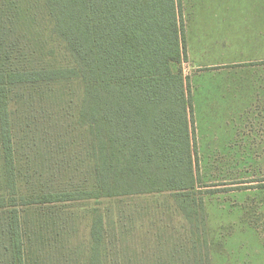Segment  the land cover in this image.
I'll return each instance as SVG.
<instances>
[{
  "label": "trees",
  "instance_id": "trees-1",
  "mask_svg": "<svg viewBox=\"0 0 264 264\" xmlns=\"http://www.w3.org/2000/svg\"><path fill=\"white\" fill-rule=\"evenodd\" d=\"M42 3L47 22L36 19L43 33L40 41L56 48L48 50L47 66L6 68L9 46L0 43V145L6 187V195H0V264H29L31 247L26 244L22 214L26 207L90 199L99 206L101 200L160 192L173 193L187 218L181 198H193L192 205H197L193 195L198 147L192 87L182 69L187 59L182 0ZM14 24H22L23 29L28 25L26 19L14 20V0H0V40L3 33L14 32ZM60 53L63 58L57 57ZM72 80L82 87L76 122H69L68 106L49 121L52 130L63 135H84L76 145L86 155L75 172L87 169L90 186L22 197L9 88ZM97 209L91 264H103L105 215ZM45 212L52 216L53 212Z\"/></svg>",
  "mask_w": 264,
  "mask_h": 264
},
{
  "label": "rangeland",
  "instance_id": "rangeland-1",
  "mask_svg": "<svg viewBox=\"0 0 264 264\" xmlns=\"http://www.w3.org/2000/svg\"><path fill=\"white\" fill-rule=\"evenodd\" d=\"M182 2L186 22L193 2ZM42 4V0H14V20L26 19L28 25L23 29L22 24H14L13 33H3L0 43L9 46L10 52L6 68L48 65V50L56 48L40 41L43 33L36 19L47 22ZM222 6L226 20L238 14L235 7L247 13L246 23L256 35L254 40H263L257 33L264 27V0H227ZM244 67L258 72V80L261 74L264 79V60ZM223 68L234 69L235 65L219 69ZM182 69L191 84L195 75L213 70L195 66L188 57ZM9 89L18 194L23 197L86 190L90 186L86 183L90 181L87 169L75 172L86 155L76 145L84 135L67 131L68 135H63L57 129L53 131L49 121L53 113L57 118L68 106V120L76 122L80 83L72 80ZM192 92L194 101L193 88ZM252 109L255 111L247 114L242 135L236 137L232 128L215 125L212 130L218 134H212L206 129L212 119L202 109L198 117L195 112L198 162L193 197L197 205H192L193 198H181L189 219L171 192L124 197L120 212L113 211L105 219L103 264H264V100ZM214 114L220 120L226 117L232 121L234 112ZM2 166L0 145V195L4 196ZM101 201L99 206L90 199L23 209L26 244L31 247L27 248L29 264H91L94 212L98 208L105 215L106 207L117 210V203L108 201L109 206ZM47 210L53 212L52 216Z\"/></svg>",
  "mask_w": 264,
  "mask_h": 264
},
{
  "label": "crops",
  "instance_id": "crops-1",
  "mask_svg": "<svg viewBox=\"0 0 264 264\" xmlns=\"http://www.w3.org/2000/svg\"><path fill=\"white\" fill-rule=\"evenodd\" d=\"M192 2L185 22L187 57L195 66L213 68L191 79V87L196 96L194 114L196 112L198 117L199 109L206 112L205 116L212 119L206 129L213 131L214 135L218 134L212 130L214 125L232 128L235 137L242 135L247 114L254 112L252 107L264 100L262 74L259 75L261 78L259 77L258 80V72L244 69L245 64L264 60V27L257 33V37H263V40H254L256 35L251 25L246 23L247 13L246 15L235 7V11L238 12L236 16H231L230 20L222 16L225 11L222 5L227 0H192ZM226 29H231L234 33L229 34ZM228 65H235V68L219 69L220 66ZM221 111H233V120L230 121L226 117L220 120L214 112ZM213 121L217 122L213 123ZM106 201L117 203V210L106 207L105 219L110 217L113 211L120 212V206L124 205L123 200Z\"/></svg>",
  "mask_w": 264,
  "mask_h": 264
}]
</instances>
